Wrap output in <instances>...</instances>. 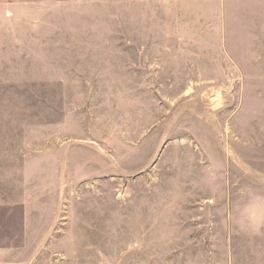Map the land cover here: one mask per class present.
I'll list each match as a JSON object with an SVG mask.
<instances>
[{"label": "rangeland", "instance_id": "374dc122", "mask_svg": "<svg viewBox=\"0 0 264 264\" xmlns=\"http://www.w3.org/2000/svg\"><path fill=\"white\" fill-rule=\"evenodd\" d=\"M264 0H0V264H264Z\"/></svg>", "mask_w": 264, "mask_h": 264}, {"label": "clouds", "instance_id": "9594fccd", "mask_svg": "<svg viewBox=\"0 0 264 264\" xmlns=\"http://www.w3.org/2000/svg\"><path fill=\"white\" fill-rule=\"evenodd\" d=\"M249 203L234 218L241 230L259 233L264 229V195L248 192Z\"/></svg>", "mask_w": 264, "mask_h": 264}]
</instances>
